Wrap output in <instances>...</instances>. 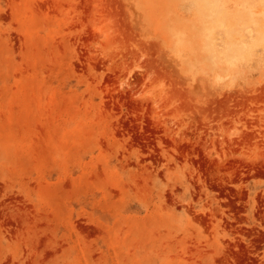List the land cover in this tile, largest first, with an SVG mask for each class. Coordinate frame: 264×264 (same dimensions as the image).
<instances>
[{"label":"rangeland","instance_id":"374dc122","mask_svg":"<svg viewBox=\"0 0 264 264\" xmlns=\"http://www.w3.org/2000/svg\"><path fill=\"white\" fill-rule=\"evenodd\" d=\"M0 264H264V0H0Z\"/></svg>","mask_w":264,"mask_h":264},{"label":"bare ground","instance_id":"6f19581e","mask_svg":"<svg viewBox=\"0 0 264 264\" xmlns=\"http://www.w3.org/2000/svg\"><path fill=\"white\" fill-rule=\"evenodd\" d=\"M203 4H202V2L200 1L199 3H198V6H202Z\"/></svg>","mask_w":264,"mask_h":264}]
</instances>
